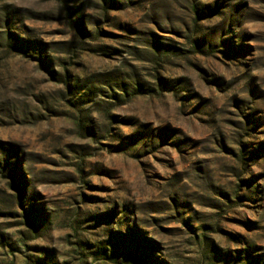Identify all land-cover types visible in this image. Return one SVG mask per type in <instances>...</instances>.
<instances>
[{
	"label": "rangeland",
	"instance_id": "obj_1",
	"mask_svg": "<svg viewBox=\"0 0 264 264\" xmlns=\"http://www.w3.org/2000/svg\"><path fill=\"white\" fill-rule=\"evenodd\" d=\"M0 264H264V0H0Z\"/></svg>",
	"mask_w": 264,
	"mask_h": 264
}]
</instances>
